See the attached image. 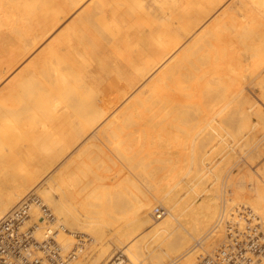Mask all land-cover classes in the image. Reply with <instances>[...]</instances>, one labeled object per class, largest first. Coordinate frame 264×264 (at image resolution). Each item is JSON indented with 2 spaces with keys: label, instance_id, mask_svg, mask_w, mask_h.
Instances as JSON below:
<instances>
[{
  "label": "bare ground",
  "instance_id": "bare-ground-1",
  "mask_svg": "<svg viewBox=\"0 0 264 264\" xmlns=\"http://www.w3.org/2000/svg\"><path fill=\"white\" fill-rule=\"evenodd\" d=\"M83 2L0 0V220L30 201L29 219L22 228L32 229L36 242L52 239L63 264H71L83 253L89 236L83 234L79 242L70 227L84 229L97 241L100 200L128 199L133 193L135 186L127 177L131 167H119L104 139L112 125L119 128L122 122L135 125L127 132L121 128L122 138L138 134L144 125L156 129L159 141H146L145 149H162L159 156L149 152L166 164L169 174L157 186L166 189L161 199L151 192L150 196L163 203L166 215L159 220L162 215L147 217L151 201L136 206L137 212L127 220L143 234L141 255L136 254L135 242L116 236L122 251L114 253L110 264H124V257L125 264H195L199 254L225 242L223 224L235 220L243 212L241 206L250 208L264 234V163L258 167L250 162L264 153V136L252 142L255 147L247 153H232L239 141L252 138L254 129L264 130V73L252 66L258 64L256 52L264 39V0L248 1L244 11L255 25L252 43L234 45L233 50L217 41L216 48L210 41L225 29L245 27L236 20L234 6L225 5L227 0ZM73 10L71 26L66 22L65 29L63 24L64 29L39 48ZM205 23L206 39L199 41L195 30ZM248 52L250 59L243 61L242 54ZM254 86L263 101L249 93ZM227 104H232L231 113L225 111ZM188 117L194 123L183 125ZM86 150L98 161L96 168L85 178L78 167L69 174L68 168ZM131 153L124 148L121 159ZM215 155L220 161L213 165ZM229 161H236L238 173L246 172L230 175L222 190L219 174ZM56 166L60 171L52 175ZM120 177L129 184L114 187ZM204 182L209 185L202 186ZM194 188L203 195L198 203L195 197L186 198ZM180 198L186 200L184 211L194 212L189 221L177 210ZM44 209L50 218L43 216ZM38 219L41 225L35 223ZM145 227L152 235L143 233ZM97 243L91 249L97 248L98 257L89 264L106 263L108 247ZM86 257L83 254L73 264H87Z\"/></svg>",
  "mask_w": 264,
  "mask_h": 264
},
{
  "label": "rangeland",
  "instance_id": "rangeland-1",
  "mask_svg": "<svg viewBox=\"0 0 264 264\" xmlns=\"http://www.w3.org/2000/svg\"><path fill=\"white\" fill-rule=\"evenodd\" d=\"M89 1L85 0V2H83L84 6L87 5V4L85 5V3H87V2L89 4ZM248 1L250 2L252 0H246V3H245L244 0H242L241 2L238 1V0L237 1L236 0H233V1L232 0H227L225 5H233L234 6L236 20L238 22L243 23L245 25V27H243L241 30H235L234 29L236 32L240 31V32H237V33L234 30H232L233 28L232 29L229 28V30H226V29L223 30L221 32V33H223V35L221 34L220 36H215V39H211L210 40L212 43L215 44L216 48L219 47V45L216 44V41L221 46H223V44H225L224 46H229V47L232 46V50H233L234 45L236 47L240 48L241 45H244V44H241V43H244V42L246 43V45L248 44V46L250 47V44L252 43V39H253V29L252 28L255 27V25L254 26H253V24L250 25V22L247 21L248 18H247L246 12L244 11V10H246L248 5L250 4V3H248ZM254 1L258 2L259 0H254ZM227 3H230V4H227ZM231 3H233V4H231ZM248 10H250V9H248ZM251 11L254 14H258L259 13V12L256 11L255 7H252ZM68 16H69V18H68ZM68 16L65 19L66 21L62 22V24H60L54 30V32L50 34V36H48L47 38H45L44 41L41 42L42 45L40 44L39 48L43 47V44H45L46 42L52 40L54 38V37L51 38L52 35L54 36L55 33L57 34L60 28H61V30L64 29L66 27V25H67L66 22H68L67 28H69L71 26V24L74 22L73 20H75V18H76V17H74V16H76V12L73 10V11H71V13ZM63 24H64V26H63ZM207 24L208 23H205V25H204L205 27L204 26H200V27L197 28V30H195V34H196L195 38H198L199 41H205V39H206V37H205V35H206L205 28H206ZM67 28H65V29H67ZM202 31H203V33H201ZM213 32L214 31H212V33ZM230 32H233V33L231 35H228V33H230ZM250 32H252V35L250 34ZM200 33L205 38H200L202 36V35H199ZM234 34L235 35H239V37L236 38V36ZM226 35H228L230 37V39L227 38L228 40H226ZM197 36H200V37H197ZM233 37H235L234 40H232ZM229 40L231 41V43H229V45H227ZM224 41H225V43H224ZM212 43H211V46L213 47L214 44L212 45ZM205 44H206V46H208V42L207 43L205 42ZM211 46H208V47H211ZM215 46L213 48H215ZM39 48H37V50L34 51V53H37V51H39L38 50ZM258 48H259L260 51L258 50L256 52V55H257L258 58L255 59V61L258 64H253L252 66H254L256 71L259 70L261 72V75H262L264 73L263 72V69H264V39H263L262 42L259 43ZM33 54H30V56H33ZM247 54L250 55L249 52L245 53V55L242 54L241 59L243 61L246 60V59H250ZM30 56L28 58H26L27 61H28V59L31 58ZM244 57H246V58H244ZM26 60H25V62H27ZM167 61H169V60H167ZM250 63H251V60H250ZM185 79H187V76H185ZM248 90L249 91L251 90V91L249 92ZM248 90L247 91L249 93L253 92L255 95H257L263 101V98L261 96V92L257 89V87L254 86L253 90L251 88H248ZM225 111L228 112V113H231L232 112V104H227V107L225 108ZM192 119H193V117H188L187 119H185L186 121H182V124L183 125L184 124H192V123H194V121ZM252 119L254 121L256 119V116L255 115L252 116ZM117 127H118L117 125L116 126L112 125L111 129L107 132V134H106V136L104 138V139H106L105 144H107V141H109V143L107 145L109 146V148L112 151V154L114 155V156L112 155L111 157H113V159L117 158L119 160V162L117 161L118 162L117 164L119 165V167L121 166V163H126V164H128L131 167L132 173H127V177H129V179L132 181V183L134 184L135 187L133 188V193L128 195V199H123V200L122 199H117V200L116 199H104V200H100V204L102 206L101 210L103 211V213H101V216H100L101 220H100V223L98 225V231H97L96 236H97V241H102L103 243L105 242L104 244L108 247V257H107V260H106L105 264H110L111 263L110 261L112 260V256L114 255V253L122 251L120 249V246L117 245V243L115 242V237L116 236H120L122 239L130 241L131 243L135 242L136 243L135 244V251H136V254L140 257V255H141V251H140L141 250V246L140 245H141V242L143 241L142 239H140V237L143 234H139L140 230H137L136 227H134V226L132 227L131 225H129V221L127 220V216L131 215L132 213L137 212L136 211V206H138L140 203L151 201V204L145 210L147 217H150L151 219H156L155 218L156 215L154 214V208L155 207H161L164 210H166V207L163 205V203L154 200L150 196L151 193H154V196H156L158 199H161L160 196H163V194L166 191V189L163 188L164 190H161L160 189L161 187L157 188V186H158L159 182H161V181L163 182L164 176H168V174H169L167 172V170H166L167 169L166 164L165 163H161V161H159V162L155 161L154 158H153V153L149 152V151H153V152L156 151L158 153L157 155L159 156L160 155L159 153L162 151V149L159 148V146H157V145L153 146L152 149H151V146L149 147V149H145V144L144 143L146 141L149 140L147 143H149L150 145H151L150 140L153 141V142L154 141L155 142L159 141V139L156 138L155 133H154V131L156 129L153 128L152 126L144 125V126L140 127L141 131L138 134H135L134 136L127 137V138H122L121 137V135H122L121 128L124 129V131L127 132V131H129L131 129H134L135 125L133 123L130 124V123H122V122H120L119 123V128H117ZM144 128H146V129L143 130ZM235 131H236V128L233 129V132H235ZM259 131H258V129H254L252 138L247 139V141L244 142V143H243V141L242 142L239 141L240 145H238L239 143L237 142L238 144L237 143H236L237 145L235 144L236 146L234 147V150L232 151L233 156H236V155L240 156V155H242L243 151H245V153H247L248 150H252L253 147H255V146L253 144H251V143L252 142H259L264 136V133H263L264 130H263V132L261 131V129ZM255 132H258V133H255ZM261 134H262V136L260 137ZM124 148H130L132 153H131V155H127V157L125 159H121L120 152L123 151ZM116 150L118 152V155L116 154ZM263 155H264V153L261 155V157H253V159H251L250 162L253 165L260 167L262 165V163H264V156ZM219 161H220L219 156L215 155V160L213 159V165L218 164ZM232 162L233 161H229L228 164H230V166L227 164L228 165L227 167L230 168V169H228V168L226 169V167H225L226 164H225V166L223 165L225 167L224 171H223V168H222L223 166L221 167V171H220L221 173L219 174L220 180H219L218 186H220V184H223L222 185L223 187L220 186L222 188V190L224 188H226L225 184L228 182L229 176L230 175L233 176L236 173V171H237V173L239 171V169H237L233 165L236 161L234 163H232ZM97 163H98V161L95 160L93 157H91V154H89V150H86L85 152H83V154H81L78 158H76V160H75L74 164L72 165V167L71 166L69 167L71 169L68 168V172L70 174V172L74 171L76 169V167H78L85 174V175H83V178H85L86 176H88L90 174V173H87L89 170H91L93 168H96ZM241 165H242L241 162H239V168H241ZM59 171H60V167L56 166V167H54L52 169L51 173H52V175L53 174L55 175V174L59 173ZM97 172H98V169H97ZM244 172H246L245 169L240 171L235 176L238 177V176L242 175L241 173H244ZM98 173L107 174L103 169L100 172H98ZM223 173L225 175H223ZM230 173H232V174H230ZM222 177L224 179H222ZM88 179H91V175L88 177ZM117 179L115 178V182L113 181L114 187H116L115 185L117 183H118L117 188H121V187L127 186L129 184L128 183L129 182L128 179H127L128 182L125 181V180H122L123 178H121V177H120V179L119 178H117ZM205 182H206V180H205ZM205 182L203 183L202 186L206 187L209 184L207 183V185H206ZM87 189L91 190V188L89 186L87 187ZM76 191H78V193H80L83 196L82 193H84V191H82V193H81V191L79 192L78 188H76ZM198 193H199V188L198 189L194 188L193 192H190V194L186 198L188 200H190L191 198L195 197L197 199V203H198V202L201 201V199H203L202 198L203 195H201V193L200 194H198ZM86 198H89V197L86 196ZM86 198H85V201L87 200L86 202H88L89 199H86ZM234 200H237V199L235 198ZM185 201L186 200L184 198H180V200H178V202H177V210L180 212L179 214H180L181 219L189 221L190 218L193 217L194 212L192 213V211H190V210H188L186 212L184 211V207H185V203L184 202ZM218 206H219V203H218ZM95 208L99 209V206H95ZM218 210H220V209L218 208ZM39 215H40V212H39ZM53 215H54V211H53ZM165 215H166V213L163 216H161L160 218H157V220L163 218ZM30 219H32V218H30ZM39 219L35 223L40 224V220ZM60 223L62 225H64L62 222H60ZM70 228H71L72 231L77 232L76 235H75L76 237H74V238H75V240H77L79 242H80L81 237L83 236V234L85 236L86 235L89 236V237H87L89 240H87L86 243H85L83 253L81 255H79L77 258H75L72 261V263L71 262L70 263L73 264V262L77 261L81 256H83V254L87 256L85 258V260L87 261V264H89L90 262H94V261L96 262V258L98 257V250L95 247H94L95 249H91V248H93V244L96 247H98L97 241H94L92 235L87 233L84 229H80V228L75 227V226H71ZM148 229H149L148 227H145L143 229V233L144 234L150 233V231H147ZM151 233L148 234V236L152 235ZM153 237H157V236L153 235ZM132 238H134V239L132 240ZM70 239H72V242H71V245H72V243H74V240L71 237H70ZM215 242H217V241H215ZM62 245H63V242H62ZM71 245L69 246V248L64 249V250L68 251L69 249H71ZM126 262H127V259H126V257H124V264ZM96 264H99V263H96ZM147 264H150V263L148 262Z\"/></svg>",
  "mask_w": 264,
  "mask_h": 264
},
{
  "label": "built area",
  "instance_id": "built-area-1",
  "mask_svg": "<svg viewBox=\"0 0 264 264\" xmlns=\"http://www.w3.org/2000/svg\"><path fill=\"white\" fill-rule=\"evenodd\" d=\"M28 203L19 205L0 220V264H63L57 243L46 237L36 242L32 229L22 228L23 222L29 219ZM240 210L243 212L235 220L223 224L225 242L208 253L199 254L195 264H264V234L258 220L250 208L241 206ZM42 213L51 217L48 210ZM154 213L163 216L165 211L158 207ZM70 256L66 257L67 262Z\"/></svg>",
  "mask_w": 264,
  "mask_h": 264
}]
</instances>
